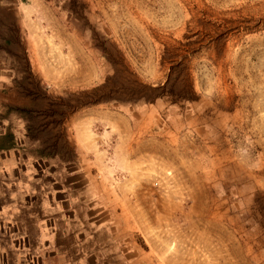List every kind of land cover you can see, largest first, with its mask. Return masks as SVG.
Listing matches in <instances>:
<instances>
[{"label": "rangeland", "instance_id": "1", "mask_svg": "<svg viewBox=\"0 0 264 264\" xmlns=\"http://www.w3.org/2000/svg\"><path fill=\"white\" fill-rule=\"evenodd\" d=\"M0 148V264H264V0H0Z\"/></svg>", "mask_w": 264, "mask_h": 264}, {"label": "crops", "instance_id": "2", "mask_svg": "<svg viewBox=\"0 0 264 264\" xmlns=\"http://www.w3.org/2000/svg\"><path fill=\"white\" fill-rule=\"evenodd\" d=\"M11 149H13V148L12 147L8 148L7 152L10 153ZM2 152H3V150L0 148V153H2ZM15 178L18 181L20 180V176L19 177H17V176L13 177V180H15ZM18 184L20 185L21 192H18L19 194H17V195L20 197L21 200H19V201L17 200V195L9 194V197H10L9 198L10 199L9 205H10L11 209H9L8 213H6V209H5V211H2L4 214L9 215V217L11 216L12 212L17 210V208L23 207V208H26L29 210V209H32L33 204H34V202L32 200H28V198H31L30 194H28L30 192V190L27 189V187H29V185L28 184L25 185V183H24V185L22 183H18ZM15 197H16V199H15ZM39 199H40V201L37 204H40L39 207H40L41 211H43L44 206L46 204V201H44L41 198H39ZM14 201H15L16 207L14 206ZM2 208H4V206L1 207V210H2Z\"/></svg>", "mask_w": 264, "mask_h": 264}]
</instances>
